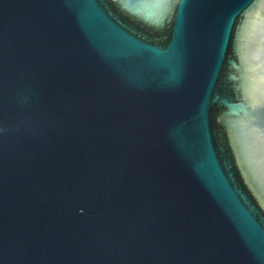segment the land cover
<instances>
[{"label":"water","instance_id":"obj_1","mask_svg":"<svg viewBox=\"0 0 264 264\" xmlns=\"http://www.w3.org/2000/svg\"><path fill=\"white\" fill-rule=\"evenodd\" d=\"M0 264H264V0H0Z\"/></svg>","mask_w":264,"mask_h":264}]
</instances>
